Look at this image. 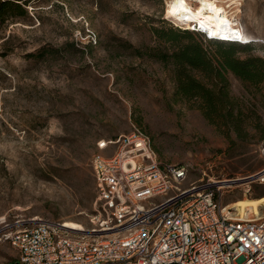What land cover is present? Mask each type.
<instances>
[{"label": "rangeland", "instance_id": "374dc122", "mask_svg": "<svg viewBox=\"0 0 264 264\" xmlns=\"http://www.w3.org/2000/svg\"><path fill=\"white\" fill-rule=\"evenodd\" d=\"M167 1L33 0L27 6L30 17L5 24L0 32V216L74 220L90 227L97 196L92 159L116 149L102 151L98 142L135 128L150 135L159 160L188 167L184 186L202 177L225 186L228 179L264 166V83L255 86L226 74L244 118L241 135L232 131L230 137L225 118L212 123L196 100L174 95L171 63L147 55L148 47L170 52L175 47L160 40L154 26H187L167 16ZM222 1L233 24L254 40L250 54L264 57V0ZM194 38L210 55L217 53L216 42L198 32ZM242 183L226 187L222 202L240 212L257 210L264 204V184L246 192ZM15 258L7 245L0 248V264H14Z\"/></svg>", "mask_w": 264, "mask_h": 264}, {"label": "built area", "instance_id": "2783aa9c", "mask_svg": "<svg viewBox=\"0 0 264 264\" xmlns=\"http://www.w3.org/2000/svg\"><path fill=\"white\" fill-rule=\"evenodd\" d=\"M237 30L242 26L234 22ZM206 40L242 44L254 40L216 39L196 23ZM238 38V41L236 40ZM112 155L92 159L95 212L90 227L73 229L64 221L0 216V248L7 245L16 264H264V205L242 213L222 202L226 187L264 184V166L241 179L204 177L183 183L186 165L159 160L148 133L135 128L114 140ZM264 157V144L260 146Z\"/></svg>", "mask_w": 264, "mask_h": 264}, {"label": "trees", "instance_id": "16d2710c", "mask_svg": "<svg viewBox=\"0 0 264 264\" xmlns=\"http://www.w3.org/2000/svg\"><path fill=\"white\" fill-rule=\"evenodd\" d=\"M32 1L0 0V32L7 22L30 17L27 6ZM153 32L160 40L175 43L171 52L154 47L146 50L149 57L173 65L176 86L174 95L181 99L196 100L204 116L212 123L219 124L217 119L225 118L227 136L231 137L232 131L241 135L243 111L238 109L232 99L226 74L231 72L243 82L255 86L264 83V57L250 54L254 42L242 44L209 40L216 42L218 47L217 53L210 55L194 38L195 31L154 26ZM238 51L249 54L242 58L236 55ZM136 52L142 54L139 49ZM195 73L201 74L204 79H199Z\"/></svg>", "mask_w": 264, "mask_h": 264}, {"label": "bare ground", "instance_id": "6f19581e", "mask_svg": "<svg viewBox=\"0 0 264 264\" xmlns=\"http://www.w3.org/2000/svg\"><path fill=\"white\" fill-rule=\"evenodd\" d=\"M192 1H196V3H198L197 6H194ZM222 2L225 1L168 0L166 5V14L168 17L173 18L179 24L181 23L183 25L191 27L193 23H196L197 26L199 25L202 29L207 30L208 32L213 34V38L216 39H235V37L250 39L247 37L246 32L242 28H240V30L236 29L231 17L228 14L229 12L227 10V7ZM236 40L238 41V38ZM242 182H244V184L249 188V184L247 181L243 180L240 183ZM228 205L234 206L235 204ZM259 209L260 206L257 208V210L251 207L242 213L258 212ZM64 222V226L69 228H84L83 224H80L79 222L74 220H67Z\"/></svg>", "mask_w": 264, "mask_h": 264}, {"label": "water", "instance_id": "95a60500", "mask_svg": "<svg viewBox=\"0 0 264 264\" xmlns=\"http://www.w3.org/2000/svg\"><path fill=\"white\" fill-rule=\"evenodd\" d=\"M16 264H19V263H16Z\"/></svg>", "mask_w": 264, "mask_h": 264}]
</instances>
